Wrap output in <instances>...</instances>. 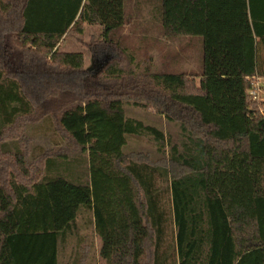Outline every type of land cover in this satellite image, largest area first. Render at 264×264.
Instances as JSON below:
<instances>
[{
	"label": "trees",
	"instance_id": "16d2710c",
	"mask_svg": "<svg viewBox=\"0 0 264 264\" xmlns=\"http://www.w3.org/2000/svg\"><path fill=\"white\" fill-rule=\"evenodd\" d=\"M87 26L94 70L61 51ZM256 75L264 0H0V264H264Z\"/></svg>",
	"mask_w": 264,
	"mask_h": 264
},
{
	"label": "rangeland",
	"instance_id": "374dc122",
	"mask_svg": "<svg viewBox=\"0 0 264 264\" xmlns=\"http://www.w3.org/2000/svg\"><path fill=\"white\" fill-rule=\"evenodd\" d=\"M100 31L97 27H89L86 28L85 33L83 35H70L68 36L64 42L62 43L61 51L62 52H82L85 55L86 65L87 68L94 70L95 62L93 61V56L91 51L88 47V42L90 41V38L93 37L96 39L100 35ZM124 37L127 41H138V44L144 43L147 44L150 40L146 38L144 31H142L140 28H136V31L133 30V34H127L124 33ZM146 46V45H145ZM147 46L144 51H142V56H147ZM133 68L126 67L125 71L131 72ZM102 73H105V70L102 71ZM100 77V76H99ZM105 78L108 82H110V79H108L105 75L102 76ZM101 77V78H102ZM77 104V103H76ZM127 112L129 116L138 117L140 119H144L146 122H152L158 124L161 128L164 129L167 135H169L172 138V141L174 143H180L183 140V136L180 133V129L177 125H175L173 122H170L166 117L161 116L155 112L153 109H146V108H140V107H127ZM32 125V124H30ZM26 132V133H25ZM21 133V131H20ZM26 139L24 146L26 148L27 152V162L28 164H31L30 162H33V159L36 155L34 151L38 147H44L46 149H50L54 146L53 142L50 138L44 137V136H38L33 137L30 130L28 128L24 131ZM152 139V138H151ZM139 150L150 153L154 158L158 157L156 153V149L154 148V142L150 140V137H145L144 141L139 146ZM10 161H14L12 158L9 159ZM11 168V167H10ZM8 166H5L3 170L0 171V174L3 175L5 173H10L11 169ZM96 246L95 248L98 250L101 246L99 238H95ZM96 252L92 256V260H96Z\"/></svg>",
	"mask_w": 264,
	"mask_h": 264
},
{
	"label": "built area",
	"instance_id": "2783aa9c",
	"mask_svg": "<svg viewBox=\"0 0 264 264\" xmlns=\"http://www.w3.org/2000/svg\"><path fill=\"white\" fill-rule=\"evenodd\" d=\"M249 95L253 101L264 103V77L256 75L251 79Z\"/></svg>",
	"mask_w": 264,
	"mask_h": 264
},
{
	"label": "crops",
	"instance_id": "0c3cea01",
	"mask_svg": "<svg viewBox=\"0 0 264 264\" xmlns=\"http://www.w3.org/2000/svg\"><path fill=\"white\" fill-rule=\"evenodd\" d=\"M89 27H92V26H87L86 28H88L89 29ZM98 29H99V31H100V33H101V29L99 28V27H97ZM136 26H134V25H131V26H128L127 27V29H126V33L127 34H132V35H134L133 34V30H135L136 31ZM142 30V29H141ZM143 31V30H142ZM144 33H145V36H152L153 38H158L156 35H153V34H151V33H149V32H145L144 31ZM100 36V35H99ZM98 36V37H99ZM67 37H65V39H66ZM90 40H91V38H90ZM165 41H168L167 39H165ZM61 47H62V44H61Z\"/></svg>",
	"mask_w": 264,
	"mask_h": 264
},
{
	"label": "flooded vegetation",
	"instance_id": "af4514ba",
	"mask_svg": "<svg viewBox=\"0 0 264 264\" xmlns=\"http://www.w3.org/2000/svg\"><path fill=\"white\" fill-rule=\"evenodd\" d=\"M97 66H98V64H96V66H94V68L97 67Z\"/></svg>",
	"mask_w": 264,
	"mask_h": 264
}]
</instances>
